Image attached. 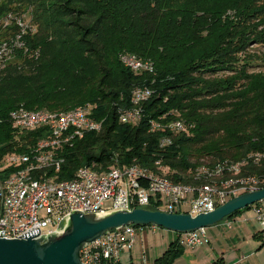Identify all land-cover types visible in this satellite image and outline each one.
I'll return each instance as SVG.
<instances>
[{"label":"trees","instance_id":"16d2710c","mask_svg":"<svg viewBox=\"0 0 264 264\" xmlns=\"http://www.w3.org/2000/svg\"><path fill=\"white\" fill-rule=\"evenodd\" d=\"M29 3L37 29L23 34L15 27L6 42L13 53L0 60V178L21 168H5L8 157L32 156L51 136L48 127L16 129L13 111L91 105L103 128L56 152L64 159L59 180L95 163L107 168L115 157L122 167L165 170L176 184L222 188L252 177L264 187V0ZM127 53L154 70L125 67ZM140 88L152 92L142 120L124 123L120 114L135 107L132 94ZM152 120L163 127L153 132ZM175 120L186 131L166 127ZM144 208L159 211L161 202ZM183 251L174 239L153 264H174Z\"/></svg>","mask_w":264,"mask_h":264},{"label":"built area","instance_id":"2783aa9c","mask_svg":"<svg viewBox=\"0 0 264 264\" xmlns=\"http://www.w3.org/2000/svg\"><path fill=\"white\" fill-rule=\"evenodd\" d=\"M0 53L10 54V51ZM142 117L133 118V121H141ZM126 118L132 117L126 115ZM237 196H224L221 193L183 194L167 190L165 181L132 170L113 179L83 176L81 181L71 185V192L67 194H50L46 191L10 194L9 191H2L0 184V239L42 238L46 241L49 236L66 227L74 212L106 215L118 210L144 208L154 200L161 202L159 211L197 216L214 211ZM250 210L261 225L264 244V200L252 205ZM149 230L157 231L155 226L129 225L107 233L81 251V260L83 264H121L122 253L132 250L139 232L145 238ZM206 231L201 229L188 234L176 233L175 239L184 248H199L208 242Z\"/></svg>","mask_w":264,"mask_h":264},{"label":"bare ground","instance_id":"6f19581e","mask_svg":"<svg viewBox=\"0 0 264 264\" xmlns=\"http://www.w3.org/2000/svg\"><path fill=\"white\" fill-rule=\"evenodd\" d=\"M11 45V44H10ZM10 45L3 46L0 51H8ZM13 47V46H12ZM17 48V47H16ZM13 51V50H12ZM5 54L0 53V60L4 59ZM6 57V55H5ZM7 58V57H6ZM122 63L134 70L135 72H143L153 71L154 67L150 61H143L139 59L135 55H124L121 57ZM151 92L147 89H139L134 91L133 93V102L135 107L126 111H123L120 114V119L124 123H131L137 125L140 121H133V118H139L143 116V109L141 104L148 101L151 96ZM92 107V106H91ZM94 110V109H93ZM94 111L88 106L80 107L75 110L65 112V113H48L44 111H27L24 109L16 110L11 113V118L14 123V126L17 129H35L41 126H48L49 129L52 130V138L51 141L41 142L36 150V155L34 156L33 161L31 162V166L27 171L19 172L4 181H0L2 184V191H9L10 194H18L19 191H26L27 193H34L39 191H46L50 194H67L71 192V185L74 184L75 181H81L83 176H86L90 179H113L119 178L120 176H124L129 171L139 172L141 175H145L148 177H152L158 179L159 181L167 182V190L182 192L183 194H213V193H221L224 196L238 195L243 191L254 190L259 186L260 183L254 178L246 179V180H231L225 183L222 188L215 185H206L201 187L200 189H190L181 186H176L171 183V181L154 176L153 174H148L146 170L138 167H131L125 171H121L122 169H117V167L112 168L110 171L103 172L98 174L88 168H83L78 175L75 176V180L72 182H66L59 184L57 181H50L47 178L48 175H45L44 178L41 175V171L46 172V170L55 168L57 171L60 169L62 162L59 158H55L53 153L47 152L50 148H59L62 147L63 144L70 143L78 137H82L84 134L89 132H99L102 130L104 125V120H96L93 115ZM126 115H131L132 118H126ZM94 116V117H93ZM86 123V125H84ZM174 123V122H173ZM64 125V126H63ZM151 127L153 130L159 128L155 122H151ZM63 126V127H62ZM62 127V128H61ZM175 131L183 130L184 124L180 122H175L171 126ZM47 128V129H48ZM50 130V132H51ZM51 137V136H50ZM164 144H168L165 143ZM52 151V150H51ZM57 152V151H56ZM63 159V158H62ZM19 161L27 162V158H10V163H16ZM22 162V163H23ZM17 164V163H16ZM14 164V165H16ZM19 164V163H18ZM28 164V163H26ZM30 164V163H29ZM23 165V164H22ZM25 166V164H24ZM23 166V167H24ZM27 167V166H25ZM233 170H238L237 168ZM60 171V170H59ZM30 172L34 173L35 176H30ZM57 173V172H56ZM44 174V173H43ZM47 174V173H46ZM57 175V174H56ZM58 176V175H57ZM10 177V176H9ZM54 177V174H53ZM51 178V177H50ZM56 179V178H55ZM57 182V183H54ZM223 185V184H222ZM238 185V186H237ZM234 187V188H233ZM263 189V188H261ZM259 190V189H258ZM256 191V190H255Z\"/></svg>","mask_w":264,"mask_h":264},{"label":"water","instance_id":"95a60500","mask_svg":"<svg viewBox=\"0 0 264 264\" xmlns=\"http://www.w3.org/2000/svg\"><path fill=\"white\" fill-rule=\"evenodd\" d=\"M264 200V188L230 199L197 216L152 211L118 210L106 215L74 212L66 227L44 239H0V264H83L81 251L105 234L129 225L155 226L177 234L212 228L237 211Z\"/></svg>","mask_w":264,"mask_h":264},{"label":"rangeland","instance_id":"374dc122","mask_svg":"<svg viewBox=\"0 0 264 264\" xmlns=\"http://www.w3.org/2000/svg\"><path fill=\"white\" fill-rule=\"evenodd\" d=\"M33 20H34V15H33V7L30 5V3H29V0H0V49L3 47V46H9L10 44H8V43H6V42H8V40H10V39H12L13 38V36H14V32H13V30H14V28L16 27V28H18V29H21V32L23 33V34H25L26 32L25 31H27L30 27H33L34 28V30L35 29H37V25H35V23L33 22ZM7 46V47H8ZM13 46V47H12ZM9 50L8 51H10V54H5L6 55V57H5V55L3 56L4 57V59H8L9 57H10V55L13 53L12 52V50L14 49V44H11L10 45V47L8 48ZM254 49H256V50H258L256 47L254 48ZM259 52H261L262 50L259 48V50H258ZM35 54H37V52H35ZM125 55H130L129 53H127V54H125ZM122 56H124V55H122ZM16 58V57H15ZM15 58L14 57H11L10 59H11V62L12 61H14L15 60ZM9 59V60H10ZM7 61V64L10 62V61ZM21 65V63H19L18 64V66H20ZM125 66V65H124ZM126 67V66H125ZM258 67L259 68H262L261 67V61L259 60L258 61ZM258 67H256L255 69H257ZM128 68V67H127ZM130 69V68H129ZM132 70V69H131ZM132 71H134V70H132ZM135 72V71H134ZM137 72V71H136ZM139 72V71H138ZM28 78H30V77H28ZM140 89H147V88H140ZM136 90H139V89H136ZM136 90H134V91H136ZM147 90H149V89H147ZM150 91V90H149ZM151 92V91H150ZM134 93V92H133ZM152 93V92H151ZM151 96H152V94H151ZM150 96V97H151ZM132 97H133V94H132ZM150 99V98H149ZM148 99V100H149ZM133 100V99H132ZM147 102V101H146ZM145 103V102H144ZM144 103H142V108H143V104ZM85 106H88V105H85ZM85 106H79L78 108H80V107H85ZM89 107L92 109V111H94L93 110V107H91V105H89ZM20 109H24V108H20ZM75 109H77V107L75 108ZM75 109H72V110H75ZM132 109V108H131ZM24 110H27V109H24ZM72 110H70V111H72ZM129 110V109H128ZM16 111V110H15ZM28 111V110H27ZM29 111H33V110H29ZM37 111H44V112H48V113H65V112H49V111H46V110H37ZM125 111V110H124ZM14 112V111H13ZM67 112H69V111H67ZM93 115H94V113H93ZM94 117V116H93ZM95 119H96V117H94ZM96 120H98V119H96ZM13 122V121H12ZM151 122H155V123H157V124H159L160 126H159V128H157V129H155V130H153V128L151 127V125H150V127H151V130L154 132V131H157V130H160L162 127H163V125L161 124V123H159V122H157V121H154V120H152V121H150V124H151ZM176 122H180V123H182V124H184V129L183 130H174V129H172L171 127H169V126H171L172 124H174V123ZM13 125H14V123H13ZM15 127V126H14ZM41 127H48V126H41ZM168 129H170L171 131H173V132H183V131H186V129H187V127H186V125H185V123L183 122V121H181V120H175V121H172L171 123H169L167 126H166ZM16 128V127H15ZM38 128H40V127H38ZM38 128H35V129H38ZM50 128V127H49ZM17 129V128H16ZM20 130V129H19ZM24 130H34V129H24ZM49 130H51V129H49ZM101 131V130H100ZM53 132H52V130H51V134H52ZM90 133V132H89ZM86 134H87V132H86ZM86 134H84V135H86ZM84 135L82 136V137H78V138H76L75 140H73L72 142H70V143H66V144H63V146L61 147H59V148H57V147H55V148H50V149H48V151L47 152H49V153H53V156L57 159V158H59V160L61 161H64V159H62V157H58L57 155H56V151H59L60 149H63L64 147H66V146H68V145H71V144H73L74 143V141H76L77 139H80V138H83L84 137ZM54 138V137H53ZM52 138V135H51V137L50 138H47V139H45V142H47V141H51V139H53ZM41 142H44V140H42ZM41 142H39L38 144H37V146H36V148H35V150H34V153H33V155L32 156H26V155H12V156H10V157H8V159H7V161H6V163H5V168L6 167H12V166H17V165H21V168H19L17 171H15L13 174H11L10 175V177L9 176H7L6 178H0V181H4V180H6V179H8V178H11V177H13L14 175H15V173L17 174L18 172H19V170H20V172L23 170V171H27L28 170V168L31 166V162H29V161H33L34 160V156L36 155V150H37V147H38V145L41 143ZM163 142H165V143H168V144H170L171 143V141H170V139L168 138V139H166V140H164ZM52 150V151H51ZM258 157H259V155H258ZM10 158H27L28 159V161L27 162H23V161H19V162H16V163H10L9 162V159ZM58 160V159H57ZM23 162V163H22ZM19 163V164H18ZM26 163H28V164H26ZM30 163V164H29ZM14 164H16V165H14ZM23 164V165H22ZM24 164H25V166H27V167H25L24 166ZM62 164H63V162H62ZM62 164H61V166H62ZM24 166V167H23ZM61 166H60V171H61ZM139 165H132V166H124V167H122V166H120L119 165V163H118V161H117V159L114 157V158H112V163L107 167V168H105V167H102V166H100V164H97V163H95L93 166H90V167H84V169L85 168H88V169H90V170H92V171H94V172H97L98 174H101V173H103V172H106V171H110L112 168H116L117 167V169H122L121 171H125V170H127V169H129V168H131V167H138ZM138 168H143V167H141V166H139ZM22 169V170H21ZM83 168H81L80 169V171L82 170ZM144 170H146L147 171V173L148 174H153L154 172H152V171H148L146 168H143ZM238 169V168H237ZM57 171V169L55 170V168H53V170H51V169H48V170H46V172H44V171H41L40 173H41V175L45 178L46 176L45 175H48L47 176V178H45V179H48V180H50V181H57L59 184H62V183H66V182H72V181H74L76 178H75V176L76 175H78V173L80 172V171H78L76 174H75V176H74V178L73 179H71V180H64V181H62V180H59V176H57L58 174H59V172L60 171ZM236 171V170H235ZM57 172V173H56ZM236 172H238V170L236 171ZM44 173V174H43ZM47 173V174H46ZM53 174H54V177H53ZM57 174V175H56ZM35 176V174L34 173H32V172H30V176ZM154 176H158V177H161V178H164V179H167V180H169V181H171V183L172 184H174V185H176V186H181V187H184L185 186V188H190V189H194V190H196V189H200L201 187H203V186H206V185H211V184H214V183H211V184H204V185H200V186H188V185H181V184H176L175 182H173L171 179H169L167 176H166V171L164 170L163 171V174H158V173H154L153 174ZM51 177V178H50ZM77 177V176H76ZM56 178V179H55ZM250 178H252V177H250ZM247 179V178H246ZM57 182H54V183H57ZM57 183V184H58ZM264 188V187H263ZM258 189H260L259 187H257V188H255L254 190H252V191H255V190H258ZM249 192H251V190H248ZM247 191H243V192H241V193H246ZM241 193H239L238 195H240ZM251 209V208H250ZM249 209V210H250ZM222 223V222H221ZM215 227V226H214ZM209 229V228H208ZM156 232H153V231H151V230H149L148 232H147V234H146V239L144 238V234H142V233H140L139 232V235H138V239H137V241L135 242V244H134V246H133V248H132V250L131 251H128L127 250V252H130V256H131V258L128 260V264H142V262L144 261V256H145V248L147 247L148 248V250H149V252H150V258H151V260H152V263H154V261H155V259L156 258H158L159 256H161L162 254H163V252L168 248V246L170 245V241H172V240H174L175 238H176V233H173V232H170V231H168V230H165V229H162V228H159V227H156ZM206 243V242H205ZM205 243H204V245H205ZM147 256V255H146ZM147 258V257H146Z\"/></svg>","mask_w":264,"mask_h":264},{"label":"crops","instance_id":"0c3cea01","mask_svg":"<svg viewBox=\"0 0 264 264\" xmlns=\"http://www.w3.org/2000/svg\"><path fill=\"white\" fill-rule=\"evenodd\" d=\"M261 231L255 214L244 210L207 229L208 242L199 248H184L174 264H264ZM145 254L147 261L142 264H153L147 247ZM130 258V252L124 251L121 264H128Z\"/></svg>","mask_w":264,"mask_h":264}]
</instances>
